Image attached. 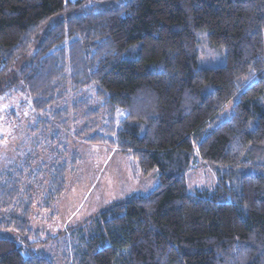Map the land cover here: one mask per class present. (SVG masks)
<instances>
[{
    "label": "trees",
    "instance_id": "16d2710c",
    "mask_svg": "<svg viewBox=\"0 0 264 264\" xmlns=\"http://www.w3.org/2000/svg\"><path fill=\"white\" fill-rule=\"evenodd\" d=\"M200 53L224 64L200 66ZM82 89L96 102L68 107ZM14 90L55 155L0 172V229L16 231L0 236V264H55L31 252L47 239L30 224L75 164L54 129L71 112L77 137L116 146L159 181L99 211L68 264H264V0H0V97ZM202 163L217 184L189 191Z\"/></svg>",
    "mask_w": 264,
    "mask_h": 264
},
{
    "label": "rangeland",
    "instance_id": "374dc122",
    "mask_svg": "<svg viewBox=\"0 0 264 264\" xmlns=\"http://www.w3.org/2000/svg\"><path fill=\"white\" fill-rule=\"evenodd\" d=\"M199 42L203 52L206 49L205 34L200 35ZM221 64H224L223 56H206L201 53L199 55L200 66ZM26 94L25 90H14L0 97V172L8 170L27 154L38 155L45 163H49L55 155L50 152L52 149H43L52 139L48 140L45 134L43 136L40 132H35L37 129L33 130L35 119L30 114L32 109ZM87 94L95 101L92 90L82 89L66 97V101L70 102L68 107L75 102V97L81 99ZM233 102L234 100H231L222 108L217 122L230 118ZM62 103L63 101L54 106L62 107ZM71 113L67 130L54 129L61 137H58V140L63 144V148L67 149V152H64L67 164L69 165L73 152L76 153L75 164L69 165L66 171V184L61 196L49 210L35 207L30 224L41 234L42 239H47V242L33 246L31 252L50 258L55 264L70 263L69 257L76 255L84 247L82 237L90 234L99 211L132 195L147 194L159 181L156 170L142 172L137 160L124 155L116 146L86 142L77 137L76 132H79L80 124L73 123L77 113ZM185 182L189 191L212 189L217 184L216 166L207 163L198 165L186 173ZM0 236L14 238L16 231L10 228L0 229Z\"/></svg>",
    "mask_w": 264,
    "mask_h": 264
}]
</instances>
